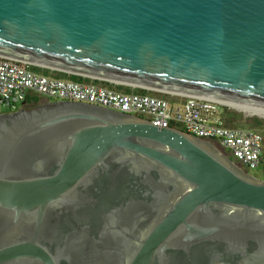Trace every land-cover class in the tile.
<instances>
[{"label":"water","instance_id":"water-1","mask_svg":"<svg viewBox=\"0 0 264 264\" xmlns=\"http://www.w3.org/2000/svg\"><path fill=\"white\" fill-rule=\"evenodd\" d=\"M0 54L264 106V0H0ZM145 160L186 187L127 258L99 264H200L216 245L264 260L263 179L179 129L49 101L0 113V264L77 261L56 245L63 217Z\"/></svg>","mask_w":264,"mask_h":264},{"label":"built area","instance_id":"built-area-1","mask_svg":"<svg viewBox=\"0 0 264 264\" xmlns=\"http://www.w3.org/2000/svg\"><path fill=\"white\" fill-rule=\"evenodd\" d=\"M35 100L75 101L138 116L210 142L243 169H257L262 164L263 134L228 124L223 111L241 110L226 101L119 82L0 54V107L4 112H14L25 102Z\"/></svg>","mask_w":264,"mask_h":264},{"label":"flooded vegetation","instance_id":"flooded-vegetation-1","mask_svg":"<svg viewBox=\"0 0 264 264\" xmlns=\"http://www.w3.org/2000/svg\"><path fill=\"white\" fill-rule=\"evenodd\" d=\"M44 102L49 101L25 102L21 108ZM185 187L169 171L147 160L121 170L113 181L95 182L91 204L62 219L56 245L68 255L73 250L79 255L77 261L69 256L64 264H99L114 255L121 262L136 247V239L157 222ZM255 251V246L246 254L216 245L202 256L200 264H264V260L250 256Z\"/></svg>","mask_w":264,"mask_h":264},{"label":"rangeland","instance_id":"rangeland-1","mask_svg":"<svg viewBox=\"0 0 264 264\" xmlns=\"http://www.w3.org/2000/svg\"><path fill=\"white\" fill-rule=\"evenodd\" d=\"M235 108H237V107H235ZM237 109H239V108H237ZM239 110L244 111L242 109H239ZM4 111H5V109L0 107V113L4 112ZM241 111H236V110H232V111L226 110L225 111L224 110L223 111V118H225V121H227L228 124L240 125V126L253 128V129L260 131L264 136V114H259V113L252 112V111H248V112L244 111L246 114H253V115L245 116L244 113ZM232 160H233V158H232ZM244 170H246L250 175L264 180V178H262L263 173H264L262 165L257 169H249V170L244 169Z\"/></svg>","mask_w":264,"mask_h":264},{"label":"bare ground","instance_id":"bare-ground-1","mask_svg":"<svg viewBox=\"0 0 264 264\" xmlns=\"http://www.w3.org/2000/svg\"><path fill=\"white\" fill-rule=\"evenodd\" d=\"M218 99H221L222 101H226V102H228V104L233 105V106H235L239 109H242L244 111H247V112L252 111V112L259 113V114H264V106L263 105H258V104L245 102V101H239V100H231L228 98L218 97Z\"/></svg>","mask_w":264,"mask_h":264},{"label":"trees","instance_id":"trees-1","mask_svg":"<svg viewBox=\"0 0 264 264\" xmlns=\"http://www.w3.org/2000/svg\"><path fill=\"white\" fill-rule=\"evenodd\" d=\"M262 163L264 164V152H263ZM263 170H264V167H263ZM263 172H264V171H263ZM262 178H264V173H263V176H262Z\"/></svg>","mask_w":264,"mask_h":264}]
</instances>
